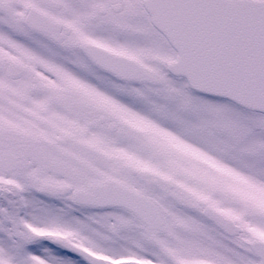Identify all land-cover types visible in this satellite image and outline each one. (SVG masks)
Listing matches in <instances>:
<instances>
[{"label": "snow or ice", "instance_id": "1", "mask_svg": "<svg viewBox=\"0 0 264 264\" xmlns=\"http://www.w3.org/2000/svg\"><path fill=\"white\" fill-rule=\"evenodd\" d=\"M60 249L264 264V0H0V264Z\"/></svg>", "mask_w": 264, "mask_h": 264}, {"label": "rangeland", "instance_id": "2", "mask_svg": "<svg viewBox=\"0 0 264 264\" xmlns=\"http://www.w3.org/2000/svg\"><path fill=\"white\" fill-rule=\"evenodd\" d=\"M60 250H62V251H65V250H63V249H60ZM60 250H59V253H61L60 252ZM33 251H35V249H33ZM69 257H71V258H74V259H78L79 260V258H77V257H74V256H65V254L63 255V258L64 259H71V258H69ZM78 260H74V261H76V262H78ZM82 263H84L82 260H80ZM79 264V263H78Z\"/></svg>", "mask_w": 264, "mask_h": 264}]
</instances>
